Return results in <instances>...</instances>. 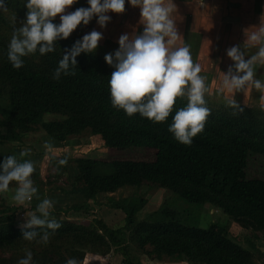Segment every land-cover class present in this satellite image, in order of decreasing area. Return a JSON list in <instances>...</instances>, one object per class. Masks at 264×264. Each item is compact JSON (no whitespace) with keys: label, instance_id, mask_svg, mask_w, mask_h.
<instances>
[{"label":"trees","instance_id":"1","mask_svg":"<svg viewBox=\"0 0 264 264\" xmlns=\"http://www.w3.org/2000/svg\"><path fill=\"white\" fill-rule=\"evenodd\" d=\"M4 2L8 11L0 10V164L12 155L26 160L19 148L9 146L37 131L57 144L88 135L98 137L108 149L156 152L152 161L61 158L74 166V174L69 182L66 164L55 170L54 179L66 177L69 189L59 190L64 200L67 196L73 203L62 211L50 210V219L62 227L47 244L23 240L16 220L19 205H8L0 198V264H18L26 251L33 254L32 264H66L72 258L84 264L88 254H118L120 264H144L141 257L186 264H264V253L255 245L257 234L264 233V179L247 175L251 160H264V107L238 102L244 108L240 113L220 93L205 94L210 115L204 130L190 145L181 144L168 129L176 112L187 106V97L177 98L161 123L138 113L129 117L112 106L109 80L116 70L117 51L112 45L82 52L76 57L77 67L70 68L74 75L62 73L59 80L53 79L63 55L82 41L74 31L68 39L55 42V51L40 55L37 49L22 58V68L14 69L7 57L8 46L14 28L26 20L27 0ZM53 23L59 25L56 19ZM109 54L113 65L105 60ZM31 179L37 194L42 193L44 185L36 169ZM10 185L17 186L16 182ZM125 188L142 192L113 196ZM159 189L169 191L174 200L177 196L188 204L210 206L252 235L241 244L230 236L224 222L191 225L184 220L188 209L183 207L170 205L167 210L160 207L143 213L144 193ZM94 206L124 214L119 234L94 217Z\"/></svg>","mask_w":264,"mask_h":264},{"label":"clouds","instance_id":"2","mask_svg":"<svg viewBox=\"0 0 264 264\" xmlns=\"http://www.w3.org/2000/svg\"><path fill=\"white\" fill-rule=\"evenodd\" d=\"M134 8L140 9L142 34L129 37L123 34L119 38V50L115 52V68L109 80L112 106L122 109L127 116L140 114L156 123L164 122L173 110L176 99L187 97L188 104L178 110L168 131L184 145H190L197 134L204 130L210 115L204 99L207 92L206 77L201 76L199 63H194L188 45L176 46L182 39L178 34L172 17L176 5L173 0H128ZM77 0H27L26 20L23 26L14 28L7 57L14 69L24 65L23 57L36 53L45 55L55 51L58 39H68L83 23L89 24L98 17V24L104 28L110 21L107 13L123 14L125 0H88V8H78L74 12L66 10ZM203 6V0H200ZM0 10L8 11L4 0H0ZM59 16L60 24L53 23ZM255 28V30H251ZM245 42L242 46H233L227 50V56L233 61L226 73H222V87L228 93L256 89L264 92V81L256 77V65H264V23L245 29ZM102 34L93 30L82 41L63 55L55 69L53 79L59 80L61 74L74 75L77 67L76 57L82 52L92 53L97 49ZM258 46V51L246 55V49ZM109 65H113V56H105ZM264 100V96L261 97ZM228 106L243 113L244 108L234 99H228ZM236 112H233L235 115ZM45 147L51 151V146ZM29 150L20 152V157L28 155ZM66 165L67 159L58 161ZM35 172V163L31 160H18L15 155L8 156L0 164V193H7L9 185L16 182L17 187L11 197L16 205H25L36 196L38 189L31 179ZM54 201L43 199L35 212L26 213V223L22 229V239L47 244L50 236L62 227L55 218L50 219V210ZM39 213V215H37ZM36 229L43 230L42 233ZM51 230V231H49ZM39 237V239H37ZM33 254L26 251V257L18 264H32ZM66 264H81L75 258Z\"/></svg>","mask_w":264,"mask_h":264},{"label":"crops","instance_id":"3","mask_svg":"<svg viewBox=\"0 0 264 264\" xmlns=\"http://www.w3.org/2000/svg\"><path fill=\"white\" fill-rule=\"evenodd\" d=\"M176 9L172 17L176 23L178 34L182 39L176 46L188 45L194 63L201 65V76L206 77L207 95L214 92L220 93L225 99L234 98L244 106L251 107L260 104L264 107V92L254 88L245 91L228 93L222 87V73H226L233 61L227 56V50L233 46H242L245 42V29L259 26L264 23V0H173ZM88 8V0L75 3L66 10L71 13L78 8ZM110 21L104 28L98 24V17H93L88 25L81 23L75 30L82 37L91 33L93 30L102 34L98 45H112L119 50V38L123 34L131 37L134 34H142L144 26L141 23L140 9L132 7L128 0H125V11L123 14L107 13ZM60 24V18H55ZM255 30V28L251 29ZM258 51V46L246 49V55L251 56ZM256 77L264 81V65H256ZM74 170V167H73ZM17 186L9 185L7 193H0V198L8 202L15 193ZM13 191V192H12ZM39 194H36L35 199ZM15 206L14 202L8 203ZM18 206V205H17ZM36 207V206H34ZM113 212H117L114 210ZM108 217V216H107ZM264 253V251H263ZM112 256V255H111ZM109 256L99 257L88 254L84 264H103ZM120 260L118 254L113 255ZM149 262H152L149 260ZM162 264H186L171 259L162 261Z\"/></svg>","mask_w":264,"mask_h":264},{"label":"rangeland","instance_id":"4","mask_svg":"<svg viewBox=\"0 0 264 264\" xmlns=\"http://www.w3.org/2000/svg\"><path fill=\"white\" fill-rule=\"evenodd\" d=\"M82 0H77V3ZM78 31V29H77ZM1 116V114H0ZM58 118L55 116L49 117ZM47 134L42 131H37L29 134L23 139L21 143L12 144L10 147H17L20 151L29 150L26 160H31L35 163V169L39 172L41 181L44 185L42 193L30 202H27L25 205H19L18 209L20 211L16 214L17 225L21 226L26 223V213L34 212V206L42 202L43 199L47 198L54 201L52 210L58 211L67 207L73 201H69L67 196L65 200L62 198L63 195L60 192V188L69 189V185L65 184L66 177L62 176L61 178L54 179L56 176V171L61 169L63 165H59L58 161L61 158H75V157H90L96 159H102L106 161L113 160H145L152 161L155 156V150L146 149V148H129L125 150L121 149H108L104 147L103 142L98 137H89L88 135H82L78 138L68 140L65 143L57 144L52 139H50ZM48 144L51 146V151L45 147ZM68 179L69 182L72 179L74 170L72 165L67 164ZM56 170V171H55ZM247 175L249 177L264 179V160L253 159L249 162L247 168ZM13 192V191H12ZM142 191H138L132 188H125L114 194L113 196L118 197H128L132 195H139ZM147 198V204L143 209V213L154 211L160 207H164L165 210L172 208L173 205L178 210L179 208H187L188 212L184 216V220L191 225H198L204 227L210 222L220 221L224 222L228 228L230 236L238 243L242 244L244 237H250L252 233L249 230L241 229L236 225L231 219H226L218 211L214 210L212 207L207 205H195L188 204L176 196H174L165 190H148L144 193ZM62 199V200H61ZM178 202H177V201ZM7 201V200H6ZM13 201L8 199L7 203H12ZM104 200H102V203ZM9 205V204H8ZM12 206V205H11ZM95 207L94 217L100 219L108 227L114 228L119 234L118 228L123 225L124 214L117 210L113 212L114 209L102 206L97 209ZM108 216V217H107ZM92 219V218H90ZM258 239L255 241V245L263 252L264 251V233L257 234ZM123 238V237H122ZM112 255V256H111ZM115 254H110L107 260L105 259L103 264H120V260H117L113 257ZM109 256V255H108ZM106 256L103 257V259ZM144 264H162L161 262L152 261L149 262V259L146 257H141ZM85 262V261H84ZM89 264V262H86ZM95 264V263H94ZM100 264V263H98Z\"/></svg>","mask_w":264,"mask_h":264}]
</instances>
